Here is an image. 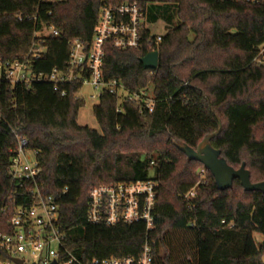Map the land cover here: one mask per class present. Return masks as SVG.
<instances>
[{
    "label": "trees",
    "instance_id": "1",
    "mask_svg": "<svg viewBox=\"0 0 264 264\" xmlns=\"http://www.w3.org/2000/svg\"><path fill=\"white\" fill-rule=\"evenodd\" d=\"M125 1L139 2L151 22L158 18L156 8L174 5L179 22L158 45L148 28L139 48H106L105 79H120L131 93L153 96V112L142 101L120 102L118 95L101 92L93 107L98 132L78 123L85 105L76 97L79 85L65 86L64 97L47 82L15 88V97L1 87L0 109L7 123H0V230L11 232L10 212H2L4 205L11 206L5 201L11 183L4 151L15 143L9 125H20L29 146L38 150L42 171L37 183L60 209L64 257L136 256L148 237L154 242V264H264V192L246 191L239 179L221 191L207 169L206 181L187 202L183 196L201 179L198 169L204 164L189 160L177 147L196 149L221 126L212 146L236 169L245 162L252 182L264 180V65L254 61L264 43V4L0 0V59L27 53L35 31L53 25L59 35L47 38L48 53L35 69L64 68L70 42L92 38L101 7ZM153 50L159 52V66L146 69L141 59ZM14 98L16 108L10 103ZM118 105L122 112H117ZM149 179L158 182L152 229L142 222H88L93 187ZM176 233L192 237L187 247L194 251L193 261L182 257L177 242L174 245L170 237ZM255 233L262 235L261 241Z\"/></svg>",
    "mask_w": 264,
    "mask_h": 264
},
{
    "label": "built area",
    "instance_id": "2",
    "mask_svg": "<svg viewBox=\"0 0 264 264\" xmlns=\"http://www.w3.org/2000/svg\"><path fill=\"white\" fill-rule=\"evenodd\" d=\"M228 1L264 4V0ZM146 18V8L137 1L103 5L92 38L86 42L78 39L71 41L65 67H55L50 72L36 70L35 63L45 59L48 53L47 38L58 36L59 30L53 25H43L35 31L27 53L0 59V88L6 86L5 89L15 97V88H30L36 83L47 82L64 97L67 95L65 86L79 85L82 89L89 84L102 93L108 91L118 95L120 102L125 99L142 101L144 107L153 112L156 102L153 96L131 93L120 79L106 80L103 69L108 44L120 51L141 47L143 33L148 29ZM151 35L155 34L151 31ZM155 38L154 43L158 45L162 35H155ZM254 61L264 65V43L258 47ZM76 97L79 98L78 95ZM15 100L10 101L14 108L17 106ZM118 106L117 112H122L121 105ZM1 122L7 123V120L0 109ZM9 127L15 143L4 151L9 158L8 177L11 183V191L5 201L11 206L4 205L2 212H10L8 225L11 232L0 230V264H17L15 258L28 264H52L55 261H58L57 264H154V242L148 237L136 256L84 259L70 253L64 257L59 206L56 199L52 195H45L37 183L42 171L38 150L29 146L20 125ZM206 170L204 165L198 170L201 179L184 194L187 202H192L196 197L198 184L206 181ZM157 198L158 182L154 179L100 184L90 191L87 220L92 224L107 226L120 222L132 225L142 222L149 231L155 223ZM19 200L21 203H17ZM222 222L225 223L224 220Z\"/></svg>",
    "mask_w": 264,
    "mask_h": 264
},
{
    "label": "water",
    "instance_id": "3",
    "mask_svg": "<svg viewBox=\"0 0 264 264\" xmlns=\"http://www.w3.org/2000/svg\"><path fill=\"white\" fill-rule=\"evenodd\" d=\"M159 52L153 50L145 55L141 62L146 69H157L159 66ZM221 126L218 132L221 131ZM214 132L205 136L195 149L187 144H178L177 147L188 157L189 160L200 161L204 167L208 169L216 179V185L219 190L225 191L233 186V181L239 179L241 185L246 191H261L264 192V180L252 182L251 172L246 168V163L243 162L239 168H235L227 162L225 157L221 155V150L213 147L211 140L218 134ZM17 264L24 263V260L15 258ZM58 261L52 264H57ZM35 264V263H32Z\"/></svg>",
    "mask_w": 264,
    "mask_h": 264
},
{
    "label": "rangeland",
    "instance_id": "4",
    "mask_svg": "<svg viewBox=\"0 0 264 264\" xmlns=\"http://www.w3.org/2000/svg\"><path fill=\"white\" fill-rule=\"evenodd\" d=\"M157 20L155 22L148 21L146 18V25L151 29L155 35H164L168 29L178 25V19L173 6L163 5L160 9L156 8ZM100 89H97L89 84H86L80 89L78 97L82 98L85 105L78 112V123L80 126H87L101 132L100 123L94 116L93 107L98 104L100 99ZM94 95V97H92ZM201 168V167H200ZM199 168V169H200ZM198 169V170H199ZM256 241L262 240V235L259 233L254 234ZM171 240L174 245L177 242L178 247L181 248L182 257L187 260L193 261L194 251L188 250L189 244H192V237L186 233L171 234ZM164 253V252H163ZM264 260V255H263Z\"/></svg>",
    "mask_w": 264,
    "mask_h": 264
}]
</instances>
